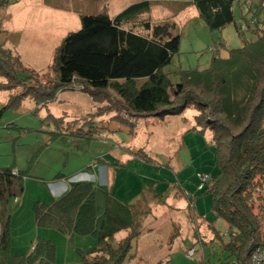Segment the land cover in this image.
Listing matches in <instances>:
<instances>
[{
    "label": "rangeland",
    "instance_id": "1",
    "mask_svg": "<svg viewBox=\"0 0 264 264\" xmlns=\"http://www.w3.org/2000/svg\"><path fill=\"white\" fill-rule=\"evenodd\" d=\"M141 1L9 0L0 22L8 34L14 32L7 46L17 48L26 66L47 73L52 51L81 29L83 16L113 17ZM184 4L152 1L149 16L153 26L168 24L173 34L181 35L180 51L165 68L173 83L181 72L209 68L218 53L226 58L230 50L255 41L248 28L253 15L264 23L262 0L237 2L235 23L221 31H212L194 6ZM50 74L40 81L54 77ZM25 78L18 73V79ZM80 88L75 84L60 90L43 106L27 98L17 110L5 107L20 89L0 90V171L16 167L26 172L23 192L8 204L12 253L26 256L43 239L54 245L56 264H82V253L96 247L95 238L38 226L35 206L50 205L71 183L87 181L142 211L141 233L130 252L135 257L124 264H241L225 247L229 224L216 216L212 196L199 188L200 177L217 179L219 168L212 132L201 131L197 111L191 107L182 116L144 117L133 130L110 122L109 116H94L102 105ZM50 115L66 118L56 123ZM75 120L79 122L71 123ZM59 174L65 178L57 180ZM125 236L122 232L117 240Z\"/></svg>",
    "mask_w": 264,
    "mask_h": 264
},
{
    "label": "trees",
    "instance_id": "2",
    "mask_svg": "<svg viewBox=\"0 0 264 264\" xmlns=\"http://www.w3.org/2000/svg\"><path fill=\"white\" fill-rule=\"evenodd\" d=\"M152 1L132 4L115 17L83 16L81 29L56 47L47 72L54 77L45 81L40 76L47 73L26 66L6 46L0 22V90L20 89L5 108L20 109L27 98L47 105L60 90L74 89L75 84L102 105L94 116H109L110 122L133 130L141 118L182 116L193 107L201 131L212 132L219 168L218 178L208 175L199 188L212 196V210L229 224L226 249L237 263L253 264L254 251L264 248V23L253 15L248 28L255 41L230 50L226 58L218 53L209 68L181 72L173 83L165 68L180 51L181 35L173 34L168 24L153 26ZM177 1L194 6L212 31H221L235 23L234 7L242 0ZM7 3L0 0V11ZM18 73L26 78L18 79ZM49 118L63 123L66 116ZM25 177L16 167L0 171V264H56L54 245L47 240L40 239L26 256L11 251L8 204L23 192ZM138 207L80 181L50 205L36 204L35 218L38 226L65 235L93 236L96 247L82 253V264H124L141 233ZM122 232L126 236L118 241Z\"/></svg>",
    "mask_w": 264,
    "mask_h": 264
},
{
    "label": "built area",
    "instance_id": "3",
    "mask_svg": "<svg viewBox=\"0 0 264 264\" xmlns=\"http://www.w3.org/2000/svg\"><path fill=\"white\" fill-rule=\"evenodd\" d=\"M201 180H202V185H201L202 188L204 183L208 182L209 176L208 175L201 176ZM193 254L194 252L191 251L189 255L192 256ZM252 262L253 264H264V248L259 247L254 251L252 255Z\"/></svg>",
    "mask_w": 264,
    "mask_h": 264
},
{
    "label": "crops",
    "instance_id": "4",
    "mask_svg": "<svg viewBox=\"0 0 264 264\" xmlns=\"http://www.w3.org/2000/svg\"><path fill=\"white\" fill-rule=\"evenodd\" d=\"M111 17V16H110ZM113 17H115V16H113ZM2 28H3V30H5L6 31V33H7V30L5 29V25L4 24H2ZM8 34V33H7ZM12 36H14V32H13V30H10V34H8V35H6L4 38H1L2 40H5V43H6V46H7V44H8V40H9V38L8 37H12ZM61 43V42H60ZM59 43V44H60ZM58 44V45H59ZM57 45V46H58ZM56 46V47H57ZM7 47H9V48H11V49H13L14 51H16L19 55H20V53H19V51L17 50V48L16 47H11V46H7ZM56 47L54 48V50L52 51L53 52V54H54V51H55V49H56ZM21 56V55H20ZM22 58V57H21Z\"/></svg>",
    "mask_w": 264,
    "mask_h": 264
}]
</instances>
